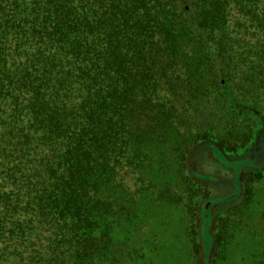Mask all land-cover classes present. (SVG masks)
Returning <instances> with one entry per match:
<instances>
[{"label":"trees","instance_id":"obj_1","mask_svg":"<svg viewBox=\"0 0 264 264\" xmlns=\"http://www.w3.org/2000/svg\"><path fill=\"white\" fill-rule=\"evenodd\" d=\"M219 102L223 127L201 129L195 103ZM263 114L264 0H0V264H93L110 218L162 189L143 172L162 131L176 134L192 264L204 250L211 264L222 235L208 214L203 241L192 152L247 145Z\"/></svg>","mask_w":264,"mask_h":264},{"label":"rangeland","instance_id":"obj_2","mask_svg":"<svg viewBox=\"0 0 264 264\" xmlns=\"http://www.w3.org/2000/svg\"><path fill=\"white\" fill-rule=\"evenodd\" d=\"M204 82V77L199 79L200 85ZM227 110L221 102L210 110L195 103V120L201 129L217 133L226 122ZM215 146L213 141L197 145L188 165L205 199L202 211L206 214L209 207L212 209L211 233L215 237L217 230L222 235L218 251L209 250L211 264H264V114L255 123L247 145L236 150L219 149L221 158L213 151ZM150 149L152 156L143 169L144 176L160 189H168L171 198H160L162 189L154 194L146 190L140 199L130 203L124 217L110 218L108 251L93 264L193 262L188 236L191 215L179 199L186 185L178 169L176 134L162 131L156 141H151ZM232 195L238 196L228 200ZM224 216L227 218L222 219ZM196 218L199 228L201 218L197 213ZM218 221L223 222L219 229L215 226ZM208 227L203 222L201 234L205 242H209Z\"/></svg>","mask_w":264,"mask_h":264},{"label":"water","instance_id":"obj_3","mask_svg":"<svg viewBox=\"0 0 264 264\" xmlns=\"http://www.w3.org/2000/svg\"><path fill=\"white\" fill-rule=\"evenodd\" d=\"M209 220H210V216L208 218H205L204 219V222H206L208 224L209 223ZM203 258L204 257H202V260H201L202 261V264H204ZM205 264H208V262H205Z\"/></svg>","mask_w":264,"mask_h":264},{"label":"flooded vegetation","instance_id":"obj_4","mask_svg":"<svg viewBox=\"0 0 264 264\" xmlns=\"http://www.w3.org/2000/svg\"><path fill=\"white\" fill-rule=\"evenodd\" d=\"M215 152V151H214ZM216 153V152H215ZM234 196V195H232ZM211 207L208 208V211L206 212V214L204 213V216H208V214H212V209H210Z\"/></svg>","mask_w":264,"mask_h":264}]
</instances>
